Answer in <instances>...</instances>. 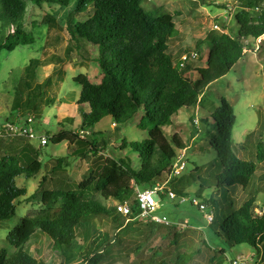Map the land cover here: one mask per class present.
<instances>
[{
  "label": "rangeland",
  "instance_id": "1",
  "mask_svg": "<svg viewBox=\"0 0 264 264\" xmlns=\"http://www.w3.org/2000/svg\"><path fill=\"white\" fill-rule=\"evenodd\" d=\"M257 2L264 4V0ZM245 3L246 0H143L142 4L152 15L159 11L172 15L175 26L169 36V52L175 60L184 51L197 52L198 56L188 60L184 66L186 71H193L206 65L211 50L210 34L224 30L236 35L239 26L235 16L246 7ZM76 5L77 0H72L68 7L33 4L26 28L34 37V42L20 45L13 51L1 52L0 123L14 121L19 113L27 116L30 112L36 117L34 129L39 136L52 135L61 130H80L82 115L77 100L81 87L74 78L86 74L92 82H100L102 71L96 61L97 49L90 43L79 44L80 48H77L67 30L69 22L78 20L74 14ZM229 8L230 11L226 12ZM257 13L256 10L251 11V15ZM224 15L228 18L225 19ZM263 39L264 36L247 38L244 42L246 52L230 72L207 88L198 106L180 109L172 117V125L165 128L168 135H178L186 146L183 158L185 168L168 184L178 197L171 199L164 194L156 197L157 214L165 216L169 224L130 219L118 228L111 216H89L84 217L78 226L71 248L65 245L55 250L52 239L38 230L26 244L27 251L46 264H67L62 252L70 255L71 264H91L85 263L84 253L93 248L92 240L98 234L108 233L113 240L98 264H159L163 260L172 263L182 253H192V264H230L234 258H254L256 264H264V242L259 245L258 252L249 244L230 246L218 234L223 212L237 209L254 194L264 202V163L256 158L257 143L264 141ZM31 61L36 62L37 76L29 79V83L22 82V73ZM37 94L45 97L38 108ZM221 97L231 103L237 117L233 128V150L240 158L254 161L258 166L247 188L233 187L229 193L224 188H216V176L221 172V166L211 140L219 133L213 121L206 119H211V114L220 106ZM31 100L33 104L36 102L35 107ZM141 116L142 112H139L132 121L118 125L110 116L103 118L94 128L101 132L105 143L98 156L91 153L85 157L70 156L73 149L80 147L78 142L70 145L66 141H48L47 145L41 146L38 139L31 140L34 148L40 150L42 169L31 178H17V185L26 187L27 195L18 200L15 216L0 222V258L3 251L9 256L14 250L7 241L10 230L22 218L41 212L43 205L40 197L32 194L43 176L47 174V188H58L67 180L72 188L77 189L84 176L92 170L96 172L105 158L128 154L119 149L122 139L141 141L147 137V132L138 125ZM87 135L81 133V139L88 138ZM129 155L137 161V155ZM62 157L65 162H62L63 168L56 167L53 171L57 160ZM91 194L88 191L85 196ZM94 196L101 198L99 194ZM180 196L189 200L181 202ZM193 197L200 202L215 199L213 222L206 219L209 209L201 211L191 203ZM103 201L107 205L116 202Z\"/></svg>",
  "mask_w": 264,
  "mask_h": 264
},
{
  "label": "trees",
  "instance_id": "2",
  "mask_svg": "<svg viewBox=\"0 0 264 264\" xmlns=\"http://www.w3.org/2000/svg\"><path fill=\"white\" fill-rule=\"evenodd\" d=\"M71 1L0 0V54L34 42L26 28L33 4L68 7ZM142 3L143 0H77L74 14L78 20L69 22L67 30L77 48L79 44L90 43L97 49L96 61L102 78L100 82H92L86 74L74 78L81 87L77 105L82 121L78 131L87 133L88 138L81 139V133L74 129L46 136L53 143L78 142L80 147L73 149L70 156L85 157L89 153L98 156L105 143L101 132L94 130L95 126L106 116L115 125L125 124L142 112L138 125L147 132V137L141 141L122 139L119 149L128 154L105 158L96 172L92 170L84 176L77 189L67 180L58 188H47V174L43 176L32 194L40 197L41 212L22 218L10 230L7 241L14 250L9 256L2 252L1 264H46L26 249L38 230L47 234L53 248L59 250L65 245L72 247L84 217L111 216L121 228L127 217L117 213L114 204L107 205L103 200L127 202L132 216L139 213L138 200L133 196L135 185L146 188L167 179L178 152L186 148L178 135L170 136L165 131L172 125V117L182 108L200 104L207 88L226 76L244 56L247 38L264 36V4L246 0V7L235 16L239 26L236 35L224 30L210 34L211 50L206 65L186 71L185 65L169 52V36L175 26L172 15L164 11L152 15ZM253 10L258 13L251 15ZM36 68V62L31 61L22 73V82L29 83V79L36 77ZM36 96L39 104H34L38 108L45 97ZM31 103L35 107L32 100ZM27 116L19 113L17 119ZM206 119L213 121L219 133L211 140L221 166L216 188H224L227 193L233 187L247 188L258 166L254 161L240 158L233 150V128L237 120L234 107L221 97L220 106L211 114V119ZM39 151L25 136L0 139V222L14 217L18 200L27 195V188L19 187L17 178H31L42 169ZM129 153L137 155L136 162ZM256 158L264 163V141L257 143ZM62 162L65 163L64 157L57 160L53 171L56 167L63 168ZM262 179L264 182V173ZM88 191L92 194L85 196ZM257 200L256 194L251 195L237 209L223 212L218 234L230 246L249 244L260 251L259 245L264 242V218L256 211ZM203 201L213 212L215 199ZM214 220L213 215L211 222ZM112 240L108 233L98 234L92 240L93 248L84 253L85 263L98 264ZM203 243L206 245L204 240ZM62 254L67 264H71L70 255ZM192 258V253H182L172 263L163 260L159 264H192Z\"/></svg>",
  "mask_w": 264,
  "mask_h": 264
},
{
  "label": "built area",
  "instance_id": "3",
  "mask_svg": "<svg viewBox=\"0 0 264 264\" xmlns=\"http://www.w3.org/2000/svg\"><path fill=\"white\" fill-rule=\"evenodd\" d=\"M195 1V0H193ZM226 7H229V5H226ZM229 9H226V12H229ZM224 18L227 19L228 15H224ZM217 28L218 25H215ZM198 56V53L195 51H189L186 53H183L179 56L178 62L181 63V65H185V63L190 60L194 59ZM34 116L28 115L26 119H16L11 121H4L0 123V139L4 140H10L17 136H25L29 138L30 140L38 139L40 141L41 146H45L48 143V137L46 135L39 136L37 135L35 129H34ZM185 155V150L181 151L180 154H178L176 160L173 163L172 171L169 177L165 180L157 182L155 185L146 187V188H140L137 185H135V197L138 200L139 203V213L132 216L133 212L130 207V204L127 202H121L116 201L114 203V206L116 208V212L122 214L123 216L127 217V220L133 219H144L146 221L156 223V224H169L170 222L165 216H161L157 214L158 205L156 197L164 194L167 195L171 199H175L178 197L177 193L172 190L168 184L169 180L172 177H177L181 174L183 169L185 168V161L183 160ZM181 202H186L189 199L180 196ZM191 203L199 208L201 211H205L206 209H209V212L206 213V219L211 222L213 219V212L212 209L208 207V205L205 202H200L197 197L191 198ZM256 211L259 214L261 218H264V202L258 200L257 201V207ZM230 264H256L254 262V258L251 260L244 259V258H234L230 260Z\"/></svg>",
  "mask_w": 264,
  "mask_h": 264
}]
</instances>
